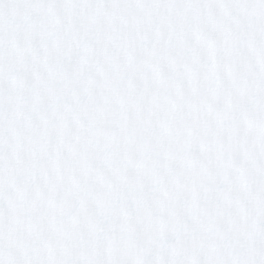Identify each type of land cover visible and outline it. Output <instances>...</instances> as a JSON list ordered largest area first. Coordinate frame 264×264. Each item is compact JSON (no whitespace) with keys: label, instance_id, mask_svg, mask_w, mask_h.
<instances>
[{"label":"snow or ice","instance_id":"snow-or-ice-1","mask_svg":"<svg viewBox=\"0 0 264 264\" xmlns=\"http://www.w3.org/2000/svg\"><path fill=\"white\" fill-rule=\"evenodd\" d=\"M0 264H264V0H0Z\"/></svg>","mask_w":264,"mask_h":264}]
</instances>
